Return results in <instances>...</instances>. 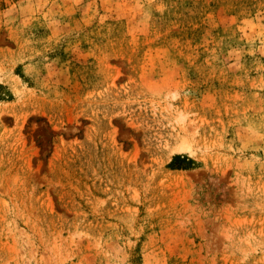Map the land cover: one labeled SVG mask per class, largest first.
<instances>
[{
  "label": "rangeland",
  "instance_id": "obj_1",
  "mask_svg": "<svg viewBox=\"0 0 264 264\" xmlns=\"http://www.w3.org/2000/svg\"><path fill=\"white\" fill-rule=\"evenodd\" d=\"M0 264H264V0H0Z\"/></svg>",
  "mask_w": 264,
  "mask_h": 264
},
{
  "label": "trees",
  "instance_id": "obj_2",
  "mask_svg": "<svg viewBox=\"0 0 264 264\" xmlns=\"http://www.w3.org/2000/svg\"><path fill=\"white\" fill-rule=\"evenodd\" d=\"M194 162L183 155L175 154L171 157V160L167 163V167L171 169H186L189 168Z\"/></svg>",
  "mask_w": 264,
  "mask_h": 264
}]
</instances>
